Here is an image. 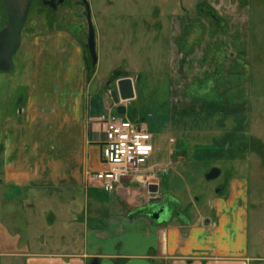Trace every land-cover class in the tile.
<instances>
[{"label": "crops", "instance_id": "crops-1", "mask_svg": "<svg viewBox=\"0 0 264 264\" xmlns=\"http://www.w3.org/2000/svg\"><path fill=\"white\" fill-rule=\"evenodd\" d=\"M227 1L236 9H243L248 3V0ZM202 2L205 3L200 0L196 4ZM211 8L218 15L216 7ZM202 19L197 14L179 18L173 26L172 51L179 58L168 59L169 72L174 69L175 73L170 74L169 128L166 132L162 129L169 141L165 158L151 159L161 152L153 145L147 167L158 170L123 180L103 202L88 186V174L99 170L102 162L103 124L99 116L108 113L132 122L129 106L137 98L139 77L130 75L125 68L133 81L134 97L114 104L107 94L114 89L110 75L102 76L94 84L99 59L90 70L75 42L72 43L78 53L74 57L69 51L68 59L65 33L54 32L36 41L37 56L30 59V71L20 72V80L29 82V87L21 96L14 116L4 120L0 185L4 182V186L21 188L26 194L63 193L69 200L67 206L82 207V210H89L87 197H92L95 203L92 217H84L82 223L73 215L74 207L67 211L65 222L58 219L59 211L48 208L52 224L45 228L47 234L42 235L40 243L37 239L42 232L31 231L26 217L19 227L15 224L20 221L14 219L12 229L7 227L4 217L0 218V264H252L264 261L249 244L250 209L254 207L252 188L245 176H236L239 174L235 169L229 173L225 186L206 197L204 207L210 210L204 208L191 213L192 209H187L191 206L179 205V215H167L159 220H153L143 210L151 199L146 189L148 181L157 184L156 197L173 201V196L164 190L160 171H173L179 165L188 170L186 161L215 159L222 152L225 159H230L233 149L236 157L237 145L252 151L250 140L254 138L250 137L246 146L247 139L240 134L245 112L241 91L247 72L246 59H239L244 36L237 26L225 32V24L220 27L214 23L212 37L201 51L203 39L197 42L191 39L195 36L192 29ZM212 46L216 48L215 53ZM119 105L123 108L118 109ZM137 124L146 129L143 123ZM196 197H189L193 206L199 200ZM30 198L26 207L33 208L37 200L35 196Z\"/></svg>", "mask_w": 264, "mask_h": 264}, {"label": "rangeland", "instance_id": "rangeland-1", "mask_svg": "<svg viewBox=\"0 0 264 264\" xmlns=\"http://www.w3.org/2000/svg\"><path fill=\"white\" fill-rule=\"evenodd\" d=\"M197 1L200 0H92L91 2L90 15L95 35V52L99 59L94 84L102 76L110 75L114 66L124 65L128 68L130 75L139 77L137 98L129 106L130 120L133 123H143L152 135L154 148L160 149L161 152L154 154L151 159L165 158L169 145L168 135L163 134L162 129L166 132L169 128L168 104L171 99L172 78L170 74L174 72V69L169 72L168 59L179 58L174 49L172 51L175 35L173 26L178 23L179 18L199 15L197 9L199 6L196 7ZM203 1L210 7L213 5L216 7L219 17L225 24L223 27L226 26L225 32L237 26L244 36L239 59H246L247 72L244 78L245 85L241 91L245 112L240 123L242 126L240 134L241 137L247 139L246 146H248V139L254 138L250 140L253 141L252 151L248 148L243 149L242 145H237L236 157L233 149L230 151L232 154H229L230 159H225L222 156L224 152H222L216 155L218 158L215 159H203L199 162L186 161L185 165H189L188 170L179 165L173 171L162 170L159 172V177L163 178L164 190L171 194V197L173 196V201L178 203L173 207L175 213L180 210L179 205L181 207L191 206L188 209L191 208V213H195L198 209H209V207H204L206 197L214 195V191L227 184L229 173L233 169L239 174L236 176H245L249 180L250 189L252 188L251 200L254 203V207L250 209L249 244L264 258V0H248L243 9H236L227 0ZM205 3L202 2V5L204 6ZM35 6L38 7V4ZM35 10L37 8L30 11L26 26L20 34L21 43L11 57L13 68L0 72V172L4 120L14 116L17 101L29 87V82L25 83L20 80V72L24 68L30 71V59L37 56V50L33 46L36 43L34 37L43 36L51 30L64 31L74 39L78 36L84 38L86 35L84 21L80 15H77V12H70L68 8L63 9L62 7L61 16L66 14L63 21L59 19L50 22L47 12L40 10L36 13ZM44 16H47V20ZM202 18L198 22L199 25L192 29L195 36L191 39L194 42L203 39L200 43L201 51L212 37V29L216 28L215 22L209 17ZM5 24V9L0 1V28ZM27 26L31 27L30 32L26 31ZM26 32L27 36H25ZM64 41L65 50L68 49V54L71 51L70 54L72 53L75 57L78 53L76 47L71 41ZM76 44L79 45V42ZM79 47L81 48L80 45ZM212 49L215 53L216 48L212 46ZM217 49L220 51L219 48ZM229 53L231 54L232 51ZM70 54L68 59L71 57ZM184 116L189 117L188 114ZM150 163L149 160L148 164ZM213 168L219 169L220 174L214 179L206 180L205 174ZM192 172L196 174H191ZM3 183L0 185V218L4 217L8 222L7 227L12 229L14 219L17 222L20 221V224H15L19 227L26 217V221L29 222L28 228L31 231L42 232L38 235L39 243L42 235L47 234L45 228L52 224L51 215L47 209L50 208L53 212L59 211L61 218L57 214L58 219L65 222L68 218L67 211L74 207V205L67 206L69 200L63 193L53 194V196L35 192L26 194L21 188L4 186ZM88 186L96 191L100 202H103L109 195L98 181L91 178ZM31 196H35L37 203L33 208H28L26 204L31 200ZM191 196L199 198L196 206L189 203ZM86 202L89 210H82V207L72 209L79 223H82L84 217L91 218L93 215L92 206L95 201L92 197H87ZM3 203L6 204L2 205ZM22 204L24 207L21 206ZM29 214L32 215L30 219ZM59 231L60 228L57 232ZM252 264H264V261Z\"/></svg>", "mask_w": 264, "mask_h": 264}, {"label": "built area", "instance_id": "built-area-1", "mask_svg": "<svg viewBox=\"0 0 264 264\" xmlns=\"http://www.w3.org/2000/svg\"><path fill=\"white\" fill-rule=\"evenodd\" d=\"M99 121L103 124L101 168L88 176L98 181L105 192L112 193L125 179L158 170L147 167L153 142L152 135L141 124L108 113L101 114ZM150 184L155 183L148 181L147 185Z\"/></svg>", "mask_w": 264, "mask_h": 264}, {"label": "water", "instance_id": "water-1", "mask_svg": "<svg viewBox=\"0 0 264 264\" xmlns=\"http://www.w3.org/2000/svg\"><path fill=\"white\" fill-rule=\"evenodd\" d=\"M6 13V25L0 30V71H8L11 66V56L19 45V31L24 23L25 16L29 7V0H1ZM88 50L91 56L92 65L96 64L97 57L95 53L94 31L89 23L88 29ZM114 89H112L110 96L114 104L130 100L134 97L133 81L130 77L122 76L115 80ZM110 82V83H111ZM123 106H118L122 109ZM220 171L217 168L211 169L205 174L206 180H211L219 175ZM147 193L154 195L157 193L155 185L147 188ZM150 203L160 202L161 197H151ZM151 205V204H150ZM152 219H158L156 214H148Z\"/></svg>", "mask_w": 264, "mask_h": 264}, {"label": "flooded vegetation", "instance_id": "flooded-vegetation-1", "mask_svg": "<svg viewBox=\"0 0 264 264\" xmlns=\"http://www.w3.org/2000/svg\"><path fill=\"white\" fill-rule=\"evenodd\" d=\"M1 1V0H0ZM91 2L92 0H29V7L25 16V20L24 23L19 31V45L21 43V38H20V34L21 31L23 29V27L26 26V23L29 19V13L30 11L35 8H37L36 13H38V11L40 10H44L45 12L48 13V18L50 19V22L53 21H57L60 19V21H63V18H65L66 14L64 13V15L61 16V8L63 7V9L68 8L70 10V12H77V15L81 16V19L84 21V25H85V29H86V35L84 36V38H82L81 36H78L77 39L72 38L68 33H65L64 31L62 32L61 30L60 33H65L66 38L65 40L71 41V42H79V45L81 46V50L82 52V56L83 59H91L89 50H88V29H89V23L92 26L91 23V15H90V10H91ZM2 6L3 3L1 2ZM38 4V7L35 6ZM32 6H34L32 8ZM4 7V6H3ZM196 7H198V5L196 4ZM199 15L201 17H209L213 22L216 23V25H224L223 20L221 19V17H219L217 15V13L214 12V10L204 4V6L202 5V3L200 4V7L197 8ZM6 17V14H5ZM47 16H44V18H46ZM47 20V18H46ZM6 25V24H5ZM5 27V26H4ZM4 27H1V29H3ZM30 26L26 27V31L30 32ZM93 28V26H92ZM58 30H51L50 32H47L45 35L41 36V35H37V37H34V40H40V39H45L48 37L49 34L57 32ZM94 31V29H93ZM27 32L25 33V36H27ZM80 35V34H79ZM44 37V38H43ZM94 43H95V35H94ZM18 45V47H19ZM33 46H36V44L34 43ZM17 47V48H18ZM16 51V50H15ZM96 53V52H95ZM13 55V54H12ZM12 57V56H11ZM33 59H36L35 57H33ZM13 68V64L11 63V66L9 68V70ZM25 69V68H24ZM23 70V69H22ZM1 72V71H0ZM110 82H111V78H110ZM21 100V97L19 98V100L17 101V106L19 105V102ZM220 190V189H218ZM151 204V205H150ZM149 205H147V207H144V211L147 214H151L154 215L156 214V216L158 217L157 220H159L160 218H162L163 216H167V215H179V213H181V211L179 210L177 213H175L174 211V206H177L176 203H174L173 201L169 200V199H165L163 197H161V201L160 202H154V203H150ZM188 209V208H187ZM156 220V219H153Z\"/></svg>", "mask_w": 264, "mask_h": 264}, {"label": "trees", "instance_id": "trees-1", "mask_svg": "<svg viewBox=\"0 0 264 264\" xmlns=\"http://www.w3.org/2000/svg\"><path fill=\"white\" fill-rule=\"evenodd\" d=\"M200 7V5H198ZM216 24V23H215ZM86 62H87V65H88V68L90 70H93L95 66H92V62H91V59H86ZM127 72L125 71V66L124 65H121V66H117L115 67L113 70H112V73L110 74V78L111 79H116L120 76H123V75H126Z\"/></svg>", "mask_w": 264, "mask_h": 264}]
</instances>
